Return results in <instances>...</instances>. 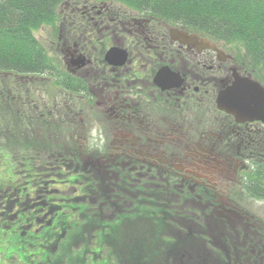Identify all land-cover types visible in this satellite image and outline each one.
I'll return each mask as SVG.
<instances>
[{
  "label": "flooded vegetation",
  "instance_id": "flooded-vegetation-1",
  "mask_svg": "<svg viewBox=\"0 0 264 264\" xmlns=\"http://www.w3.org/2000/svg\"><path fill=\"white\" fill-rule=\"evenodd\" d=\"M147 4L63 0L53 23L56 41L51 44L60 52L62 70L73 82L82 83L79 89L85 95L75 98L62 92L52 102L41 100L39 107L30 104L40 117L58 118L59 127L64 116L79 117L71 100L76 99L90 106L91 126L95 122L109 129L104 132L107 143L102 156L109 161L104 173L93 175L91 187L101 191L96 181L103 179V198L93 202L91 197L90 205L83 190L72 198L82 197L86 207H94L91 264H139L135 255L142 256L141 240L133 249L125 246L128 240L134 244L130 238L134 229L166 239V259L178 254L180 260L186 259L191 248L203 245L205 251L208 245L213 252L206 256L214 264H264V221L246 208L264 201L263 191L258 195L253 191L264 188L259 173L264 165V124L237 123L216 108L218 93L246 71L222 44L208 49L199 32L153 12ZM112 50L115 53L107 61ZM68 81L62 80L60 86ZM224 178L230 188L221 198ZM104 196V206L113 212L100 207L97 221L95 206ZM180 203L173 209L185 210L181 214L186 217L177 211L160 214L159 209ZM10 210L0 227L16 218ZM49 211L35 213L33 225L57 229L59 240L50 242L52 252L61 246L69 228L64 231L68 225L64 220L53 222V210ZM111 214L122 218L115 227L105 224ZM0 219L5 215L0 214ZM30 225L19 224L18 243H23ZM101 228L119 234L118 239H105L106 248L95 237ZM180 243L184 249L178 253ZM100 245L101 253L96 252ZM61 264H73L72 257H63Z\"/></svg>",
  "mask_w": 264,
  "mask_h": 264
},
{
  "label": "trees",
  "instance_id": "trees-1",
  "mask_svg": "<svg viewBox=\"0 0 264 264\" xmlns=\"http://www.w3.org/2000/svg\"><path fill=\"white\" fill-rule=\"evenodd\" d=\"M62 1L0 0V84L10 89L6 88L0 92V214L6 215L8 209H11L10 214L15 213L16 220L14 221L17 222L7 225L5 230L1 228L5 232L3 231L4 233L0 235L2 237L0 241L5 239L10 245L7 252L8 258L15 255L22 261L29 259L34 263L43 262L48 258L51 254L50 242L59 240L56 235L58 234L57 229L53 230V226L33 225L35 213L43 212L44 214L53 210V222L65 221L68 215L63 213L68 212L73 216L74 209L71 208L70 203L67 201L65 203L67 197L56 193L64 187L52 179L51 175H55V170L48 166L50 177L46 175L47 157L46 161H39V158L33 157L35 153H32L30 159L35 160L31 161H39L43 164L36 162L27 165L24 162H16V164L10 160V154L3 150L1 145L11 144L12 137L17 139L26 135L27 127L41 129L34 118H28L29 113L26 108L28 109L33 100L23 97L24 83L16 82L18 86L15 88V82L11 80H24L25 77L45 74L58 76V66L49 57L44 46L34 37V32L43 25H50L53 22L55 9ZM134 2L137 3L138 0ZM140 3L142 5L148 3L147 7L153 12L181 23L213 41L222 42L230 46L232 50L235 49L237 61L245 64L247 72L264 85V0H150L149 2L140 0ZM18 95L21 96L18 97ZM3 96H10L9 101L1 100ZM16 102H21V104L13 109L12 106ZM23 107L25 110L22 111ZM31 136L36 143L31 147L35 148L40 155L42 138L34 130ZM73 139L75 138L71 137L70 147H72ZM17 143L23 146V149L19 151L21 154L24 155L29 151L27 147L30 146L24 141L18 139ZM79 144L81 145L80 142ZM42 151L45 155L52 152L49 149ZM55 156L62 162L68 158L66 154L61 155L56 151ZM15 164L18 167L21 166L20 175L13 173L12 169L16 166ZM253 191L258 195V192H264V188L258 191L257 187H254ZM35 195L40 198L36 204H34L37 199H34ZM60 199H63V202L57 201ZM29 202L32 206L38 205L30 210ZM60 207L64 210L59 211ZM67 207L70 209H66ZM38 209L41 211L36 212ZM22 223L32 225L29 226L27 234L22 236L23 243H18L19 240L15 239V236L18 235L19 224ZM37 228L38 231L35 232ZM66 228L68 225L64 231ZM110 234L103 228L98 229L95 236L97 243L99 241L106 248V238L117 239V234ZM149 235L154 236L153 232ZM101 245L97 246L96 252L101 253ZM0 252L3 251L0 250ZM148 252L151 259L156 257L153 246L148 247ZM74 258L72 257V260Z\"/></svg>",
  "mask_w": 264,
  "mask_h": 264
},
{
  "label": "rangeland",
  "instance_id": "rangeland-1",
  "mask_svg": "<svg viewBox=\"0 0 264 264\" xmlns=\"http://www.w3.org/2000/svg\"><path fill=\"white\" fill-rule=\"evenodd\" d=\"M115 1H124V0H115ZM124 6H126L125 4H123ZM124 6H121L124 8ZM128 7V6H126ZM124 11V9H123ZM54 30L50 27L48 28H39L37 31L34 32V37L42 44L44 45V48L46 49L47 54L53 58V61L55 62L56 60L59 62H62L61 60V55L55 50L53 54H50L52 49L49 48V46H47V40L46 39H51L52 37L48 38V35L53 34ZM229 51L232 53H237V51L235 49L232 50V48H230V46H227ZM56 59V60H55ZM18 86V84L15 86V88ZM53 87V86H51ZM1 88L10 90L9 87H5L2 86ZM34 88L35 91H41L42 93H37V96H34V94L36 95V93H33L32 98L35 99H42V100H50L52 98V96H56L59 94L58 91H56L54 88H49L48 86L45 85H40V84H34ZM13 90V89H11ZM10 96L9 97H1V100L3 101H9ZM36 101V100H35ZM36 103H39L36 101ZM41 104V103H39ZM74 104V109L79 112V117H75L74 119H72L71 117H63L61 120L63 122L68 123L70 120L74 121V129H31L30 127H27L26 129V135L22 136V137H18L17 139H14V137L11 138V144L6 145V144H2L1 148H3V150L7 151L10 154V160L13 163L16 162H24V164H33V163H42L39 161H46V157H47V162H46V175L49 174L48 170L49 167L48 166H52L53 164L55 165L56 169H55V175H51L52 179H54L58 184H60L62 187V190H60L59 193L62 197H67L68 199L66 200L67 203H70V206H72L71 208L74 209V215L72 216L70 213L68 212H64L63 214L68 215V218L65 219V222L68 223V230L65 232L64 234V240L61 243V246H59L58 250L53 249V251L50 254V258L44 262L43 264H61V261H63V257L65 258H69V257H75L73 260V264H89L91 262V253H90V249H91V219H92V213L91 210L94 207H86L84 205V201L83 198L80 197V199H75L73 201V197L76 196L77 194H80V196L82 195L81 190H83L84 194H87L88 197L87 199H89V203L91 205V197L93 199V202L96 201L97 199H102L103 198V187L102 190H91V179L90 177H93V175L97 172L96 170H99L101 173H103V169L102 166H100L99 168H96V166H91V161L94 160L95 156H93V153L89 152L86 149V144L88 141V137L86 135L87 131L89 130V128L91 127V112H86L83 108L84 106L82 104H79L78 101L76 100L75 102H73ZM22 111L25 110L24 107L21 108ZM80 110H82L83 112H80ZM26 111H28V109L26 108ZM28 118H34V121L37 122L38 119L40 120L39 123L43 124L46 121L48 123L53 122L54 123H58L59 119L58 118H45V117H40L38 115H35L34 113H32L31 115L29 114ZM75 123H77V126L75 125ZM55 124V125H56ZM33 130L36 131V134L41 136V138L43 139V134L45 136V140H47L45 142V144L48 143H52L55 142L57 143L56 145L58 146H43L41 148V152L40 155H38V151L31 147L29 145V139L32 138L31 133H33ZM109 129H106V131H108ZM108 133V132H107ZM82 135H84L85 137H82ZM71 137H74L75 139H73V144L72 147L69 146ZM78 138L83 140V144L82 145H78ZM20 139L21 141H24L25 143H27L30 147H27V150H29L28 152H26L24 155L21 154L19 151L20 149H23V146L17 143V140ZM32 141L35 142V139L32 138ZM45 147L49 150H52L51 153H49L48 155H45V152H43L42 150L45 149ZM55 151L56 153H60L62 155V153L66 154L68 156V158H66L65 162H57V160H61L59 158H56L55 156ZM111 152H113L112 150H110ZM32 153H35L33 155V157L35 158H39V161H31V160H35V159H30L32 158ZM100 153V152H99ZM101 154V153H100ZM102 155V154H101ZM108 160V159H107ZM109 161V160H108ZM17 164V163H16ZM15 164V165H16ZM43 164V163H42ZM21 166L18 167L17 165L14 167L13 173L15 175H20L21 174V170H20ZM96 168V169H95ZM119 170V169H118ZM63 171L64 173L62 174ZM92 172V176L91 175H85L81 172ZM70 173H79V175L82 176H77V179L80 181H78V183H73V184H68L65 181V177L67 174ZM226 175V173H225ZM49 176V175H47ZM90 176V177H89ZM220 178V176L218 175V179ZM236 180V179H235ZM219 184L221 182H218ZM225 183V184H224ZM224 189L221 195V198L225 197V194L227 192V190L230 188V183L224 178ZM96 184H98L96 182ZM99 184L101 185V180H99ZM98 184V185H99ZM97 195L98 198H96L94 195ZM37 198L34 204L38 203V200L40 198L34 197V199ZM70 198V199H69ZM161 199H164V197L162 196ZM58 202H63V199L57 200ZM31 202V201H30ZM29 202V206H30V210L33 209V206L30 204ZM106 202V197L104 196V200L103 201H99L97 203V205L95 206L97 212L95 217L98 219H101V217H99L100 213H98V209L100 207H102V209L107 210L109 213L113 212V208L111 207H105L107 204H105ZM176 202V198H173L171 200V203H175ZM66 203V202H65ZM33 204V205H34ZM182 203L172 206L170 209H166L165 211H163V209H159L160 210V214H166V213H171V212H176L178 209H173L176 207H180ZM38 205V204H37ZM37 205H34V207H36ZM77 205V206H76ZM105 205V206H104ZM246 208H252V210H247L249 213L256 215V218L264 221V201H256L254 203H249L247 204ZM66 209H70V207H67ZM64 209L59 208V211H62ZM101 211V210H100ZM185 211V210H184ZM184 211H177V215L178 216H185V214H181V212ZM15 214V213H14ZM181 214V215H180ZM120 215L118 214H111V218H114L112 221L118 219ZM186 217V216H185ZM16 220V219H14ZM40 221V220H39ZM110 221V222H112ZM122 221V218L119 217L118 222ZM12 223L16 224V221L12 220ZM41 223V221H40ZM3 229H6V227H0ZM122 232V231H121ZM139 232V233H138ZM141 230H137L134 229L131 233L130 238L133 240L134 244H130L129 240L127 242H125V246L127 248L133 249L134 246H136L137 244V240H141L142 242V248H143V253L142 256L139 253V256L137 257L135 255V258L138 259V263L139 264H169V263H165V256H166V250H163L165 248L168 247L167 244V240H165V242H163V239H161L158 235H155L153 233L154 236L149 235L147 232H143L142 234L140 233ZM213 235V233H211ZM214 236V235H213ZM119 237V234L117 235V239ZM6 240L4 241H0V249H4L5 251H7L9 244L5 243ZM99 242V241H98ZM107 243V241H106ZM149 246H153L154 248V253H157V255H155L156 257L154 258V260L151 259L149 252H148V247ZM207 246V245H206ZM163 248V249H162ZM188 253L191 255L189 258H187L186 262L187 264H203V262L197 258V256L194 254V252L188 251ZM196 253V252H195ZM206 253V252H205ZM6 258V255L3 254L2 252H0V264H22V263H18L14 260L10 261V262H6V260H4ZM79 261V262H78ZM165 261V262H164ZM37 264V263H35ZM38 264H42V263H38ZM174 264H183V260L182 261H175ZM212 264H214V261H212Z\"/></svg>",
  "mask_w": 264,
  "mask_h": 264
},
{
  "label": "water",
  "instance_id": "water-1",
  "mask_svg": "<svg viewBox=\"0 0 264 264\" xmlns=\"http://www.w3.org/2000/svg\"><path fill=\"white\" fill-rule=\"evenodd\" d=\"M208 46L211 44L208 42ZM218 108L234 117L264 121V89L250 80H239L219 94Z\"/></svg>",
  "mask_w": 264,
  "mask_h": 264
},
{
  "label": "clouds",
  "instance_id": "clouds-1",
  "mask_svg": "<svg viewBox=\"0 0 264 264\" xmlns=\"http://www.w3.org/2000/svg\"><path fill=\"white\" fill-rule=\"evenodd\" d=\"M86 135L88 137L86 149L89 152L95 151L102 153L105 150L107 141L104 136V130L99 124L93 122Z\"/></svg>",
  "mask_w": 264,
  "mask_h": 264
}]
</instances>
